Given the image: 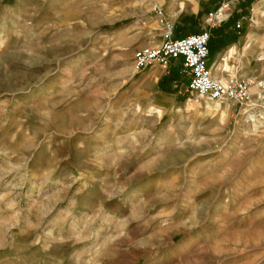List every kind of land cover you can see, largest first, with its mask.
Here are the masks:
<instances>
[{
  "label": "rangeland",
  "instance_id": "374dc122",
  "mask_svg": "<svg viewBox=\"0 0 264 264\" xmlns=\"http://www.w3.org/2000/svg\"><path fill=\"white\" fill-rule=\"evenodd\" d=\"M217 1L0 0V264H264V99L134 66L155 7L179 37ZM244 7L216 77H264V1Z\"/></svg>",
  "mask_w": 264,
  "mask_h": 264
},
{
  "label": "built area",
  "instance_id": "2783aa9c",
  "mask_svg": "<svg viewBox=\"0 0 264 264\" xmlns=\"http://www.w3.org/2000/svg\"><path fill=\"white\" fill-rule=\"evenodd\" d=\"M250 0H218L215 6L206 11L200 29L182 37L174 36V24L171 23L161 9L155 7L159 24L163 27L162 41L157 46L139 48L134 53V66L143 71L153 66L161 68L166 75L171 66L180 68L179 75L184 81H174L178 92L196 99L211 102H229L236 105H250L255 100L264 99V77L241 78L231 75L222 69V76H215L214 64L210 63L208 43L212 30L221 28L234 16L233 29L245 31L255 20L253 7L250 12L242 8ZM264 1V0H260ZM248 10V13H245ZM257 61H264V48L258 54Z\"/></svg>",
  "mask_w": 264,
  "mask_h": 264
},
{
  "label": "crops",
  "instance_id": "0c3cea01",
  "mask_svg": "<svg viewBox=\"0 0 264 264\" xmlns=\"http://www.w3.org/2000/svg\"><path fill=\"white\" fill-rule=\"evenodd\" d=\"M199 10H196L195 11V14H190L188 17L190 18V19H192V21H194V19H197L196 18V15L199 13L198 12ZM204 15H205V13L203 12L202 14H200V19H198V20H200V22L198 23V29L195 27V26H193V29H197L196 31H194L193 33H195V32H197L199 29H200V25H201V23L203 22V20H204ZM226 26H228V23L227 24H224L221 28H219L221 31H224V27H226ZM233 26V25H232ZM233 28V27H232ZM234 32H235V30H234ZM188 35V34H187ZM185 36V35H184ZM179 37H182V36H179ZM228 41V40H227ZM229 52H231V49H229L228 51H224V50H221V52L219 53V55L216 57V59H215V57H213L211 54H210V56H212V57H210V63L211 64H214V70H217V69H219V67H221V66H223L224 65V62L223 61H225V57L227 56V54L229 53ZM229 60L231 59V57H227ZM235 65L237 66V69H238V67L240 66V61H238V60H236V63H235ZM174 67H176L175 69H177V73H178V75H179V70H180V68L178 67V66H174Z\"/></svg>",
  "mask_w": 264,
  "mask_h": 264
},
{
  "label": "trees",
  "instance_id": "16d2710c",
  "mask_svg": "<svg viewBox=\"0 0 264 264\" xmlns=\"http://www.w3.org/2000/svg\"><path fill=\"white\" fill-rule=\"evenodd\" d=\"M221 34V30L219 28L212 30L211 38L208 43V48L210 54H212L216 49H218L221 45H223L227 40L230 39V36L223 37ZM166 80H162L165 82Z\"/></svg>",
  "mask_w": 264,
  "mask_h": 264
}]
</instances>
